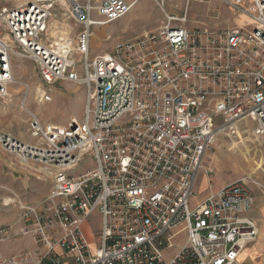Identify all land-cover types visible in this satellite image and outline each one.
<instances>
[{"label":"built area","instance_id":"1","mask_svg":"<svg viewBox=\"0 0 264 264\" xmlns=\"http://www.w3.org/2000/svg\"><path fill=\"white\" fill-rule=\"evenodd\" d=\"M139 1L0 0V102L15 83L14 58L32 61L43 84L86 90L74 124L27 111L32 140L0 132L3 152L51 176L40 199L17 202L18 228H0V241L28 236L36 248L0 255V264H239L256 238L250 177L217 190L207 178V196L192 199L217 135L264 137V0H218L243 17L224 29L182 25L191 0L181 15L159 4L158 29L90 57L92 27ZM64 7L80 28L59 46L48 23ZM34 100L51 95L36 91Z\"/></svg>","mask_w":264,"mask_h":264},{"label":"rangeland","instance_id":"2","mask_svg":"<svg viewBox=\"0 0 264 264\" xmlns=\"http://www.w3.org/2000/svg\"><path fill=\"white\" fill-rule=\"evenodd\" d=\"M209 1L191 0L187 8V19L181 24L186 27L208 24L214 29L230 28L238 24V20L223 8L219 10L217 17H213V13L211 14L212 17H208ZM159 4L163 5L167 13L181 15L184 0H140L136 4L137 6L135 5L136 9L134 10V6L124 17L133 18L136 12L142 15V17L135 18L134 25L140 30V34L145 33L143 32L145 29L153 28L159 21L163 20L162 24L165 22ZM123 18L109 24L92 27L90 57L108 51L112 44L118 40L131 37L130 31L123 29ZM55 20L57 22L64 21L67 24L68 35H71V38L80 28L74 24L66 7H64L63 11L53 15L49 20L48 38H52L50 30ZM13 75L17 81L25 84L28 91L25 94V87L17 83L9 86L8 96L0 102V132H11L25 141L32 140L29 134L30 116L27 111L34 113L42 123L66 125L71 117L81 119L86 96V90L83 86L68 82H57L51 85L43 84L37 74L36 65L28 59H13ZM37 87L46 89L51 95V101L37 104L34 100ZM24 96L26 97L25 109L21 107ZM252 126V123H247L248 128H252ZM246 137L247 139L241 137L238 140L235 136L228 137L224 133L217 135L204 155L203 169L198 176L195 197L192 199L193 203L200 200L208 191L207 178L211 180V185L215 189V186L221 187L232 181L250 177L261 185L252 183L250 179L248 185L252 192L253 190L254 192L259 191V194L264 195V137L258 139L250 136ZM34 167L31 165L26 168L27 177L29 175L30 177L34 176L29 174V171L32 172ZM205 170H209V173L205 174ZM13 177L16 180L11 182L10 189L16 193H22L24 188L21 187V183H23L28 188L25 195H31L30 188L32 187L29 186L31 180L24 179L19 173H14ZM40 182H42V185L39 186L43 189L45 181L41 180ZM9 195L13 199L15 198L11 192H9ZM17 202L16 198L7 203L0 202V218L3 215L17 217L19 214ZM95 226L94 219L87 220L86 227L88 230L93 229ZM183 239L184 235H179L174 242V246L166 252V255L174 253L183 243Z\"/></svg>","mask_w":264,"mask_h":264},{"label":"crops","instance_id":"3","mask_svg":"<svg viewBox=\"0 0 264 264\" xmlns=\"http://www.w3.org/2000/svg\"><path fill=\"white\" fill-rule=\"evenodd\" d=\"M209 1V0H208ZM209 7L207 10V16L212 17V13H217L221 8L223 10L229 11L228 8L218 1L210 0L208 3ZM137 6V5H136ZM136 6L134 10L136 9ZM216 15V17H217ZM142 17L139 13L136 12L133 18L124 17L122 21H124L123 29L130 31L131 37L139 35L141 32L134 25L135 18ZM205 19V18H204ZM163 20L159 21L153 28L145 29L143 32L153 31L158 29L162 25ZM205 22V21H204ZM207 24V23H206ZM197 26V25H195ZM210 27L208 24L206 25ZM194 27V26H193ZM24 140V139H23ZM35 166L32 172L29 171V174L34 175L33 177H27V172H25L29 166ZM14 173H19L22 175L24 179H30L29 186L31 191V195L26 196L27 186L21 183V187L24 188L23 192L16 193L15 191L10 189L11 182L16 180L13 175ZM27 174V175H26ZM21 178V177H20ZM51 176L49 174H44L40 171V168L34 164L23 165L19 163L13 156L6 154L0 149V202H10V200L17 199L18 202H36L43 195H45L50 188ZM41 180H44V188L42 189L40 186L42 185ZM22 182V178H21ZM40 185V186H39ZM204 188V187H203ZM220 188L219 186H215L214 190ZM9 192L15 197H11ZM256 193V194H255ZM205 194V193H204ZM208 191L202 197L207 196ZM253 194L255 196V202L253 207L246 213L249 217H251L257 226L258 233L256 238L246 246L242 248V251L239 254V264H264V195L259 194V191L253 190ZM201 198V199H202ZM9 204V203H8ZM8 206V205H6ZM19 211V209H18ZM19 214L17 217L3 215L0 218V228L6 226H13V228L17 229L19 226ZM86 235L89 240H92V234L88 228H85ZM36 248V244L31 237L28 236H20L10 241H0V255H9L18 253L25 249H34Z\"/></svg>","mask_w":264,"mask_h":264},{"label":"bare ground","instance_id":"4","mask_svg":"<svg viewBox=\"0 0 264 264\" xmlns=\"http://www.w3.org/2000/svg\"><path fill=\"white\" fill-rule=\"evenodd\" d=\"M242 18L238 19V23L242 22ZM50 34L53 38V42H56L59 46L62 44H65L64 42L66 40H68V29H67V24L64 21L61 22H57L56 20L53 22L52 24V29L50 30ZM15 83L21 85V86H25V84L23 82H19L15 79ZM37 92L42 93L43 92V88L37 87L36 89ZM71 119H75L74 117H71Z\"/></svg>","mask_w":264,"mask_h":264},{"label":"water","instance_id":"5","mask_svg":"<svg viewBox=\"0 0 264 264\" xmlns=\"http://www.w3.org/2000/svg\"><path fill=\"white\" fill-rule=\"evenodd\" d=\"M74 120H75V119H71V122H72L73 124H74Z\"/></svg>","mask_w":264,"mask_h":264}]
</instances>
